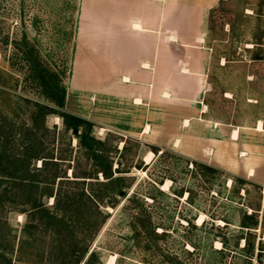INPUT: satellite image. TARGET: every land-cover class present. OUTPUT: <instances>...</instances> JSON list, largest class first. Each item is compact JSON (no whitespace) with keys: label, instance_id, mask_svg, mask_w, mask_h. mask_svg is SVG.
I'll use <instances>...</instances> for the list:
<instances>
[{"label":"rangeland","instance_id":"rangeland-1","mask_svg":"<svg viewBox=\"0 0 264 264\" xmlns=\"http://www.w3.org/2000/svg\"><path fill=\"white\" fill-rule=\"evenodd\" d=\"M79 3L0 0V115L14 122L21 133L20 128L31 124L36 103L57 110L24 60V54L34 50L33 56L62 79L68 96L65 111L82 118L86 111L84 119L94 123L92 136L107 139L113 172L118 163L130 171L124 174L128 196L120 198L118 188L100 185L98 182L107 181L102 174L87 180L93 181L92 186L64 182L74 195L81 188L93 189L108 204L97 209L84 203L79 210L77 203L66 207V199L61 198L63 208L58 211L54 198L44 196L42 201L50 212L43 222L50 224L32 229L25 228L24 198L8 193L0 205V264L9 259L12 264H84L71 253L83 246L96 254L90 264H264V188L206 163L193 164L194 160L179 151L156 147L145 137L102 129L97 117H92L97 114L93 91L97 90L98 68L93 58H85L83 66L77 58L79 49L75 50L73 38ZM208 44L214 50L212 76L218 98H223L228 86H242L248 75L260 80L256 86L264 91V59L254 60L264 58V0L219 4L212 12ZM85 75L89 77L85 79ZM44 121L52 131L44 137L50 141L48 149L56 156L63 152L76 158L82 172L87 170L95 177L94 163L80 151L72 131H65L63 119L50 114ZM35 124L42 129L41 117ZM150 152L153 155L147 162ZM40 165L33 161L31 169ZM54 170L51 166L46 172ZM22 172L18 176L29 178ZM68 176L74 179L71 171ZM54 187L56 190L57 184ZM42 193L34 194L41 198ZM57 220L69 224L65 241L56 236Z\"/></svg>","mask_w":264,"mask_h":264},{"label":"crops","instance_id":"crops-1","mask_svg":"<svg viewBox=\"0 0 264 264\" xmlns=\"http://www.w3.org/2000/svg\"><path fill=\"white\" fill-rule=\"evenodd\" d=\"M222 1L80 0L75 50L82 66L97 60L91 114L102 129L145 137L264 188L260 80L248 75L223 98L215 94L208 35Z\"/></svg>","mask_w":264,"mask_h":264},{"label":"trees","instance_id":"trees-1","mask_svg":"<svg viewBox=\"0 0 264 264\" xmlns=\"http://www.w3.org/2000/svg\"><path fill=\"white\" fill-rule=\"evenodd\" d=\"M223 2L225 1L220 2V4ZM212 12L210 15V29ZM33 52L34 50L24 54V60L28 63L29 73L34 80L38 81L44 94L57 107V110L45 104L36 103V110L32 113L31 117V124L20 128L21 133L14 122H9L7 117L3 114L0 115V205H3L2 199L10 192L14 193V197H23L24 200H22L21 205L25 207V210L22 212L27 215L28 219L25 228L38 229L41 225L47 227L50 224L45 221L43 222L45 214L49 215L50 212L42 201L44 196L54 198L58 211H62L63 208L61 207V198L66 199V207H71L76 205L74 203H77L76 207L79 210L83 209L86 205H83L84 203H89L97 209L105 203L108 204L104 196L93 189L89 190L88 188L85 190V188H81V192L78 195H74L70 189L65 188L64 182L75 185H85L88 182V185L92 186L93 184L91 183L93 181L87 180L99 179L98 174H102L107 181L98 182L100 185L106 186L107 189L113 188L114 190L118 188L116 195L120 198H127L128 193L126 189L129 187L127 186L126 188L124 185L128 177L124 174L130 171L122 169L118 163V167L113 172V160L108 156L106 150V146L108 145L107 139L99 140L92 136L91 132L94 123L65 111L67 90L62 79L57 74L50 73L33 56ZM261 59L264 58H254V60ZM50 114H58L63 119L65 131H72L78 142L80 151L85 154L88 160L94 163L95 177L93 176L94 173L87 170L82 172L81 162L77 161L76 158L65 155L63 152H61V155L57 154L56 156L53 150L48 149L46 145L50 141H46L44 137L52 131L46 125L44 119ZM38 117H41L42 129L35 124ZM55 129H57V125L54 126V131ZM54 131L53 133L55 134ZM17 136L20 138L18 139ZM18 140H20L19 146L16 144ZM53 143L54 141L51 142V144ZM126 143L123 150L126 149ZM156 150L158 151V149ZM154 153L156 154V151ZM33 161H40V167L34 166V170H32L31 165ZM194 163L197 162L193 161ZM51 166L55 167V170L53 172H46ZM21 171L29 178L18 176V173ZM68 171H71L74 179H69ZM115 174L118 175L115 176ZM152 182L157 183L156 181ZM56 184L58 188L55 190L54 186ZM38 190L43 191L41 198H38L34 194ZM77 197L78 201L75 202V198ZM113 205L116 206L115 203ZM38 214L41 215L38 222H33V218L36 219ZM51 218L55 220L58 217L51 215ZM63 221H56L57 225L59 224L57 226L58 229H56V236L65 241L68 239L66 234L69 232V224L66 223L65 225ZM71 253L78 255V262H83L84 264H90L96 257L94 251L89 253V248L86 246H83L81 250H76L75 248ZM5 264H12V261L9 259Z\"/></svg>","mask_w":264,"mask_h":264},{"label":"bare ground","instance_id":"bare-ground-1","mask_svg":"<svg viewBox=\"0 0 264 264\" xmlns=\"http://www.w3.org/2000/svg\"><path fill=\"white\" fill-rule=\"evenodd\" d=\"M225 62V61H224ZM153 155V152H150V154L147 156L146 161L149 162L151 160V156ZM169 184H166L164 186L165 189H168ZM203 219V218H202Z\"/></svg>","mask_w":264,"mask_h":264}]
</instances>
